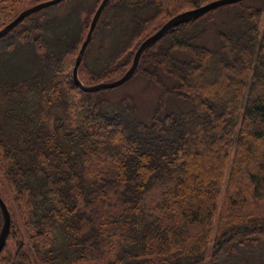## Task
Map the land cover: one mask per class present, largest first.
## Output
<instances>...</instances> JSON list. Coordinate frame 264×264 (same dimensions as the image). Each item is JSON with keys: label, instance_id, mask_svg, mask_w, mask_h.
<instances>
[{"label": "trees", "instance_id": "1", "mask_svg": "<svg viewBox=\"0 0 264 264\" xmlns=\"http://www.w3.org/2000/svg\"><path fill=\"white\" fill-rule=\"evenodd\" d=\"M213 1L110 0L108 60L81 74L120 79L156 29ZM66 2L0 39V186L15 198L3 264H264V0L143 54L147 119L110 98L120 88L78 94L67 64L99 0L82 14Z\"/></svg>", "mask_w": 264, "mask_h": 264}, {"label": "rangeland", "instance_id": "2", "mask_svg": "<svg viewBox=\"0 0 264 264\" xmlns=\"http://www.w3.org/2000/svg\"><path fill=\"white\" fill-rule=\"evenodd\" d=\"M46 1H49V0H45L43 2H46ZM66 1L67 0H65V1H63V2H61L59 4H57V5H54V6L48 7L46 9H44V10H41V11H39L37 13H34V14L30 15V16H27L14 29H12L7 35L1 37L0 39H5V40H7V39H16V37L12 36V34L15 33L20 27L23 29V24L28 19H30L31 17H35V16L39 15V13H40V15H43L45 13L44 11H47V10L51 11V10L59 9V8H62V10H64L63 6H65V4L67 3ZM95 1L96 0H80L79 7H80V9H82L81 14L86 10L87 6L92 7L94 5ZM102 1L103 0H99L98 8H99L100 4L102 3ZM43 2H37L36 0H7L6 2L0 3V30L4 29L6 26L11 24L13 21H15L23 12H25L28 9H31L32 7H34V6H36V5L40 4V3H43ZM54 7H56V8H54ZM50 8H54V9H50ZM114 10L115 9H112L111 11L109 10V11H107L106 13H104L101 16V19H100V21H99V23L97 25V28H96V30L94 32L93 39H92V41H91V43L89 45L88 51L86 52L85 57H84L81 65H80L79 72H78L79 79L86 86H94V85H89L90 83L88 81V78L85 75L81 74V69L85 67L86 61L90 62V60H91V65H92V59L93 58H96L100 65L103 63L102 58L107 59V53L106 52H108V50L105 52V48L106 47L107 48L110 47L111 42H112V38H110V36H109L108 28H104L102 26V24H101V21H102V19L104 17H111L114 14V12H115ZM96 11L91 16V19H90V21L88 23V28H87V31H86V35L84 36V40L83 41H85L86 38H87L88 32H89L90 27H91V23H92V20L94 18V15H95ZM48 13L52 14L50 12H48ZM106 21L107 20L104 19L102 22L106 23ZM163 25H161L159 27V29H161V27H163ZM159 29H156L154 31V33L157 32ZM83 43H81V44L83 45ZM82 45H80L78 50L75 52V54L70 57V64L69 63L67 64V66L69 67L68 74H72L73 75L74 66H75L78 54H79V52H80V50L82 48ZM24 54H25V51L22 52V56H23V59L28 64V60L24 56ZM0 56H2V57L5 56V52H3V50H2V53H0ZM139 65H140V63H139ZM138 68H139V66H138ZM137 71H138V69H137ZM137 71H136V73H137ZM136 73L129 80V82H127L126 84H124V85H122V86H120L118 88H115V89H119V88L120 89L116 90L114 92L115 93L114 94V98L113 97H110V98L113 99V100L114 99L115 100H120V99L126 98V97L134 99L133 103L137 106V108H139V111L141 112L142 116L145 119H147V118H149V116H151L150 113H151V110H152V100L156 97V94H158V91H157V88L155 86L149 84L147 82V80H145L144 78H142L139 75H136ZM207 75L206 76L210 79L211 75L209 74V72H208ZM75 87H76V89L79 90L78 94H81L82 92L88 93V92L83 91L76 84H75ZM232 87H234V86H232ZM232 87L230 88L229 92H232ZM212 93H214V91H212ZM153 101L155 102V100H153ZM210 139H211V137H210ZM254 147H255V144H254ZM0 195L3 197V198L2 197L1 198L7 203L8 208L10 210L12 208H14V206H15L14 199L15 198H14V193L13 192H11V193L6 192L4 190V188L2 186H0ZM222 200H223V197L221 198V202H222ZM220 206L222 207L223 204H220ZM8 240H9V238H8ZM7 245H8V241H7ZM4 251H6V250H3V252L0 254V264H3V259L6 258V254L7 253L5 254Z\"/></svg>", "mask_w": 264, "mask_h": 264}, {"label": "water", "instance_id": "3", "mask_svg": "<svg viewBox=\"0 0 264 264\" xmlns=\"http://www.w3.org/2000/svg\"><path fill=\"white\" fill-rule=\"evenodd\" d=\"M65 0H49L43 3H40L31 9H28L27 11L23 12L15 21H13L11 24L6 26L4 29L0 30V38L7 35L12 29H14L23 19H25L27 16H30L34 13H37L41 10H44L48 7L57 5ZM246 0H216L213 2H210L206 5H203L201 7H198L193 10H188L183 13H180L173 18H171L167 23L161 27L157 32L154 34L150 35L147 39H145L141 45L139 46L131 68L127 71V73L121 77L120 79L113 81V82H106V83H99L94 86H86L84 85L80 79H79V68L80 65L85 57V54L88 50V47L93 39L94 32L97 28V25L101 19V16L103 15L105 9L107 8L110 0H103L102 3L100 4L99 8L97 9L94 18L91 23L90 30L88 32L87 38L84 41L82 48L78 54L74 70H73V80L76 85H78L83 91L88 92V93H96L102 90H112L115 88H118L127 82L135 75L140 60L143 56V54L154 44L159 42L162 38H164L171 30L179 27L180 25L187 24L193 21H197L198 19L202 18L206 14H209L217 9L235 5L238 3H241ZM0 208L3 214V226L0 232V254L3 252L9 235L11 231V215L9 212V209L5 203V201L0 197Z\"/></svg>", "mask_w": 264, "mask_h": 264}]
</instances>
